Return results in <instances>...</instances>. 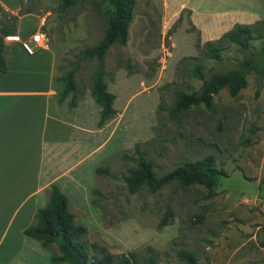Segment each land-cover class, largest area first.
Listing matches in <instances>:
<instances>
[{"label":"rangeland","instance_id":"rangeland-1","mask_svg":"<svg viewBox=\"0 0 264 264\" xmlns=\"http://www.w3.org/2000/svg\"><path fill=\"white\" fill-rule=\"evenodd\" d=\"M28 1L35 3H25V11L52 13L50 42H64L65 31L80 22L86 26L87 36L76 39L61 62L63 73L75 71L80 95L91 94L102 67L116 95L118 114L92 137L94 152L81 162L85 171L94 165L85 186L63 190L77 223L88 230V245L117 257L133 253L136 264H186L180 252L192 253L198 264H264V37L256 35L247 50L223 39L237 24L262 30L264 0H137L127 45H113L102 67L81 53L102 40L108 0H79L63 16L57 7ZM34 24L29 18L21 28ZM208 42H220V60L206 56ZM197 67L206 79L242 68L248 85L237 97L220 91L212 110L201 105L174 116L181 93L202 92ZM137 150L159 177L207 156L227 176L213 190L173 183L131 193L126 179ZM31 242L22 264H51V256L60 255L56 244L46 250Z\"/></svg>","mask_w":264,"mask_h":264},{"label":"crops","instance_id":"crops-1","mask_svg":"<svg viewBox=\"0 0 264 264\" xmlns=\"http://www.w3.org/2000/svg\"><path fill=\"white\" fill-rule=\"evenodd\" d=\"M39 1L54 8L60 3ZM0 6L14 15L23 8L20 0H0ZM51 16V12L29 10L19 17L14 41L6 39L14 53L8 72L0 74V264H22L25 249L35 244L23 232L48 203L51 185L62 192L69 185L85 186L94 166L89 171L80 169L94 152L92 137L100 130L101 106L92 94L79 95L73 109L69 107L72 95L63 103L59 100L62 59L76 39L87 36L86 26L78 23L65 31L64 42L49 41L34 55L22 45L35 31L50 33ZM29 18L35 24L25 31L21 22Z\"/></svg>","mask_w":264,"mask_h":264},{"label":"trees","instance_id":"trees-1","mask_svg":"<svg viewBox=\"0 0 264 264\" xmlns=\"http://www.w3.org/2000/svg\"><path fill=\"white\" fill-rule=\"evenodd\" d=\"M20 1L23 8L18 15L11 14L0 6V74L8 72L10 59L14 53V47L7 43L6 39L13 40L16 37L19 17L29 11L24 10L26 1ZM78 1L60 0L57 7L59 14L62 16L66 14ZM136 1L108 0L105 34L99 44L82 51V59H98L102 63V67L103 61L113 45H127ZM30 3L35 2L30 1ZM261 24L262 30L256 25L237 24L233 30L224 35L223 39L242 50L250 49L256 35L259 38L264 37V22ZM222 51L220 42L206 44V56L210 59L220 60ZM102 68L93 75L94 85L91 92L92 97L102 108L100 127L118 114L114 107L116 95L108 90V85L104 81L105 72ZM60 71L62 73L58 79L62 84V90L59 93L60 103L72 95L69 107L76 108L80 99V91L75 71L63 73L61 66ZM193 73L203 82L202 92L200 94L181 93L173 110L174 116L201 105H204L207 110H212L214 97L220 91L228 89L230 96L237 97L248 85L242 68L216 74L210 79H206L200 67L195 68ZM137 154L136 168L129 170V176L126 179L131 193L140 192L143 188L157 192L173 183H178L182 188L200 185L213 190L217 187L220 179L227 176L223 169L217 167L215 157L207 156L195 162L183 163L168 174L159 177L155 172L154 164L146 159L145 154L139 150H137ZM97 173L109 175L106 168H98ZM69 203L67 195L57 185H51L48 203L37 210L34 222L23 232L25 236L37 241L46 250L54 244L58 246L60 255H52L51 264H136V256L133 253L117 257L106 247L97 243L89 246L86 241L88 230L84 225L77 223L75 214L69 209ZM93 203L95 204V201ZM166 224L167 219H164L160 226L163 227ZM260 246L264 248V241L260 243ZM179 257L186 264H198L192 253L180 252Z\"/></svg>","mask_w":264,"mask_h":264},{"label":"built area","instance_id":"built-area-1","mask_svg":"<svg viewBox=\"0 0 264 264\" xmlns=\"http://www.w3.org/2000/svg\"><path fill=\"white\" fill-rule=\"evenodd\" d=\"M48 44H49L48 36L42 30L33 32L28 41L24 40L22 42L24 50L29 55L37 54Z\"/></svg>","mask_w":264,"mask_h":264}]
</instances>
